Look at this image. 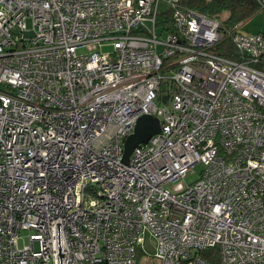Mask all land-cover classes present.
I'll return each mask as SVG.
<instances>
[{
	"label": "built area",
	"instance_id": "1",
	"mask_svg": "<svg viewBox=\"0 0 264 264\" xmlns=\"http://www.w3.org/2000/svg\"><path fill=\"white\" fill-rule=\"evenodd\" d=\"M244 23L0 0V264H59L58 222L63 264H264V32ZM142 115L161 131L125 163Z\"/></svg>",
	"mask_w": 264,
	"mask_h": 264
},
{
	"label": "trees",
	"instance_id": "2",
	"mask_svg": "<svg viewBox=\"0 0 264 264\" xmlns=\"http://www.w3.org/2000/svg\"><path fill=\"white\" fill-rule=\"evenodd\" d=\"M181 3L208 15L220 17L227 25L245 21L261 9L257 0H181ZM204 255L212 264H222L216 247L207 249Z\"/></svg>",
	"mask_w": 264,
	"mask_h": 264
},
{
	"label": "water",
	"instance_id": "3",
	"mask_svg": "<svg viewBox=\"0 0 264 264\" xmlns=\"http://www.w3.org/2000/svg\"><path fill=\"white\" fill-rule=\"evenodd\" d=\"M161 131V121L158 117L153 115H142L136 124L134 132L129 135L124 143V157L125 163L129 162L132 151L136 146L141 143H145L150 138ZM57 235H58V255L59 264H63L64 253L62 251V235H61V223H57ZM147 249L150 253L155 252L154 245L151 240L148 239Z\"/></svg>",
	"mask_w": 264,
	"mask_h": 264
},
{
	"label": "rangeland",
	"instance_id": "4",
	"mask_svg": "<svg viewBox=\"0 0 264 264\" xmlns=\"http://www.w3.org/2000/svg\"><path fill=\"white\" fill-rule=\"evenodd\" d=\"M162 8L166 7V4L162 3L161 5ZM244 25L242 27V30L245 32H264V8H261L258 12H256L252 17L248 18L247 20L244 21ZM113 50V46L111 43H104L102 45H95L92 44L83 50L81 52H94V51H111ZM203 165L198 164L195 166V173H192L187 177L188 182H192L196 180L200 174V171L202 169ZM153 264H157V261L154 260Z\"/></svg>",
	"mask_w": 264,
	"mask_h": 264
}]
</instances>
